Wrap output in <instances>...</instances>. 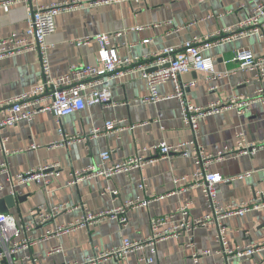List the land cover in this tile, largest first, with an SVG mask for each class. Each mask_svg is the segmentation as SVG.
<instances>
[{
    "label": "crops",
    "instance_id": "obj_1",
    "mask_svg": "<svg viewBox=\"0 0 264 264\" xmlns=\"http://www.w3.org/2000/svg\"><path fill=\"white\" fill-rule=\"evenodd\" d=\"M70 0H35L37 5ZM264 0H145L140 3H121L81 8L64 12L55 18V32L47 42L53 46L49 53L50 71L53 77L66 74L73 65H95L98 46L91 40L88 45L77 47L71 42L91 38L100 33H121L110 42L121 58H134L152 54L168 47H177L193 37L215 34L225 28H234L245 21L254 7ZM26 8L23 3L13 5L8 12L0 9V39L26 29ZM134 28H141L134 31ZM147 41V43H142ZM247 49L254 56L264 55V32L237 38L204 52L214 62L216 73L225 76L211 81L199 72H190L181 77L183 83L194 82L186 92V98L196 106L225 99L231 95L251 97L264 87L253 72L239 70L233 61L234 52ZM40 81L39 56L35 51H26L0 60V102H6L29 92ZM210 88H214L210 90ZM173 84L158 87L160 95L171 94ZM149 88L139 72L128 73L112 83V104L85 107L83 110L63 117L60 127L69 136H88L93 128L115 120L121 125L135 126L109 136L84 139L68 145H59L58 125L46 113L32 122H19L0 129V141L6 139L3 154L0 148V163L6 162L7 172L0 174V199L14 195L20 199L8 210L18 225L31 240L27 249L18 251L11 264H84L85 260L104 250L119 245L124 239H141L149 234V220L173 212L177 206L190 202V216L199 218L207 208L198 189L186 188V182L175 186L173 180L190 176L195 171L192 158L169 155L147 165L141 171L115 175L110 179L83 180L69 186V173L81 170L98 161L99 154L112 150L111 163L120 162L145 146L160 142L177 144L195 138L205 154L213 155L225 147L235 148L236 134L242 132L248 144H257L264 137V106L255 104L244 115L234 111L223 112L199 120L197 134L183 124L179 103L174 99L144 102ZM2 111H0V116ZM55 143V145H53ZM31 144L39 146L26 150ZM20 150V151H19ZM58 164L59 176L50 180L49 186L40 183L17 184L13 187L9 178L40 166ZM210 171L223 177L251 172L250 178L217 187V197L223 206L246 201L254 193L264 194V149L253 156L231 155L212 162ZM145 183L144 190L139 186ZM111 188L116 195L102 194ZM162 197V199H156ZM147 200L145 207L127 212L128 223L121 227L107 218L93 226H76L64 234L47 236L57 226H66L81 220L85 213L109 210L123 202ZM82 206L71 212L60 213L53 221L43 226H33L29 211L40 205ZM228 243L248 245L264 240V208L252 210L241 217L223 221ZM214 225L199 227L178 239H169L157 245L153 264H194L192 254L209 250L211 254L199 258V264H221L214 241ZM59 248L60 253H53ZM147 255V252H143ZM141 254H129L124 261H101L97 264H137ZM9 260L7 261V263ZM0 261V264H3ZM234 261L231 262L233 264ZM240 264H264V251Z\"/></svg>",
    "mask_w": 264,
    "mask_h": 264
},
{
    "label": "built area",
    "instance_id": "obj_2",
    "mask_svg": "<svg viewBox=\"0 0 264 264\" xmlns=\"http://www.w3.org/2000/svg\"><path fill=\"white\" fill-rule=\"evenodd\" d=\"M35 0H0V9L8 12L13 5L23 3L26 8V29L18 34L12 33L6 38L0 39V60L21 52L35 51L39 56L40 81L29 92L23 93L6 102H0V129L16 125L19 122H32L38 115L46 113L51 115L56 124L59 145H68L73 142H81L84 139H94L100 136H109L113 133L133 129L135 126L121 125L122 122L109 120L101 127L93 128L88 136H69L63 133L60 120L83 110L85 107L100 105L104 108L116 106L112 104V83L128 73L139 72L140 77L146 81L149 88V96L144 102H157L159 100L174 99L180 105L181 118L191 132L196 135L199 120L208 116L223 112L234 111L242 116L253 105L264 106V87H260L251 97L231 95L225 99L209 102L205 106H196L186 98V92L194 85V82L183 83L181 77L190 72H199L207 76V79L216 81L223 78L224 74L216 73L211 57L204 52L237 38H244L254 33L264 32V2L256 5L249 17L234 28H225L215 34L204 37H193L177 47H168L152 54L121 58L110 40L112 37H120L121 33H100L89 38L76 39L71 44L80 47L86 46L93 40L98 46L97 63L95 65H73L68 72L59 77H53L50 71L49 53L53 46L47 42L55 32V18L64 13L81 8H98L100 6L115 5L121 3H140L145 0H70L52 3L49 5L32 6ZM141 28H134L140 31ZM147 43V41L142 42ZM233 61L244 72H253L258 82L264 80V55L254 56L247 49H239L234 52ZM172 83L171 94L162 96L158 92L160 85ZM214 88H210L213 90ZM235 148L225 147L215 154H205L196 143L195 138L177 144L160 142L139 148L135 154L120 162L111 163L112 150H106L99 154L98 161L81 169L69 173V186H76L83 180L110 179L115 175L128 174L131 171H141L147 165L166 158L169 155L191 157L195 164V171L190 176L175 178L173 183L178 186L186 182V188L181 190L198 189L206 204L207 212L204 216L193 218L190 216V202H185L163 216L152 217L149 220V234L141 239H124L119 245L98 254H94L85 260L84 264H97L101 261H124L129 254L140 253L137 264H153L157 254V245L169 239H178L185 233H191L199 227L206 228L214 225L216 228L214 241L218 244L217 254L221 257V264H240V261L251 258L256 253L264 251V240L260 243L231 246L226 238L223 221L230 217H241L252 210L264 208V194L254 193L251 199L236 204L223 206L218 201L217 187L233 182H239L250 178L251 172L235 176L223 177L210 171L212 162H218L231 155L253 156L258 150L264 149V137L257 144H248L242 132L236 134ZM5 141H0L3 154L9 151L5 148ZM55 145V143H53ZM39 146L31 144L26 150H35ZM20 151V150H19ZM6 162L0 163V174L7 172ZM58 164L32 168L23 174H18L15 179L9 178L12 183H40L49 186L52 178L58 177ZM144 190L145 183L139 186ZM1 190V188H0ZM102 194L116 195L111 188L102 190ZM162 199V197L156 198ZM150 200H132L123 202L109 210L98 213H85L81 220H76L66 226L60 225L47 231L46 235L64 234L73 227L86 225L93 226L96 223L110 218L121 227L128 223L127 212L129 210L145 207ZM82 206H69L59 204L57 206L40 205L29 211L33 226H43L53 221L62 212H71ZM31 240L26 237L25 230L18 228L15 218L10 214L0 213V261L3 264H11L12 257L20 250L27 249ZM147 252V255H143ZM53 253H60L56 248ZM211 254L209 250L195 252L191 258L194 264H199V258ZM9 262L7 263V261ZM70 264V263H65Z\"/></svg>",
    "mask_w": 264,
    "mask_h": 264
},
{
    "label": "water",
    "instance_id": "obj_3",
    "mask_svg": "<svg viewBox=\"0 0 264 264\" xmlns=\"http://www.w3.org/2000/svg\"><path fill=\"white\" fill-rule=\"evenodd\" d=\"M20 199L14 197V195H8L0 199V213H8V210L15 206Z\"/></svg>",
    "mask_w": 264,
    "mask_h": 264
}]
</instances>
